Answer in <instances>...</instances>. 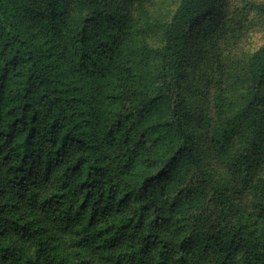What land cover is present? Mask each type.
I'll list each match as a JSON object with an SVG mask.
<instances>
[{
    "label": "trees",
    "instance_id": "trees-1",
    "mask_svg": "<svg viewBox=\"0 0 264 264\" xmlns=\"http://www.w3.org/2000/svg\"><path fill=\"white\" fill-rule=\"evenodd\" d=\"M102 1L0 0V264H264V41L190 112L186 51L220 0H179L157 49L99 26ZM35 11L69 67L29 39Z\"/></svg>",
    "mask_w": 264,
    "mask_h": 264
},
{
    "label": "rangeland",
    "instance_id": "rangeland-1",
    "mask_svg": "<svg viewBox=\"0 0 264 264\" xmlns=\"http://www.w3.org/2000/svg\"><path fill=\"white\" fill-rule=\"evenodd\" d=\"M72 12L82 15L86 3L82 0H67ZM262 0H220L216 12L205 18L194 30L186 51L182 91L186 110L197 112L205 108L201 88L206 89V77H210L208 86L211 96L219 84L226 90L231 89L235 77L243 82L247 72V63L251 53L264 41V17L258 12L256 4ZM179 0H103L99 23L112 26L113 18L125 19L127 27L133 30L135 41L146 43L155 49L163 43L162 28L178 5ZM69 7V8H70ZM27 35L33 44L44 52V62L53 66L71 65V58L66 50V42L60 39L62 34L52 28L44 16L37 11L28 14L24 19ZM208 38H214L215 47L207 43ZM64 37V36H63ZM212 62L214 66L211 67ZM210 64V65H209ZM208 66L211 70L208 74ZM242 75V76H239ZM238 80V79H237ZM203 84V86H202ZM219 87V88H221ZM165 110L159 107L157 118L165 116ZM159 119V120H160ZM194 120L189 122L193 125ZM198 134V131H195ZM163 154L173 143L167 135ZM198 148L204 151L206 162L216 174L225 175L222 167L219 169L207 144L201 140ZM210 152V154H209ZM247 196L242 195V201Z\"/></svg>",
    "mask_w": 264,
    "mask_h": 264
}]
</instances>
